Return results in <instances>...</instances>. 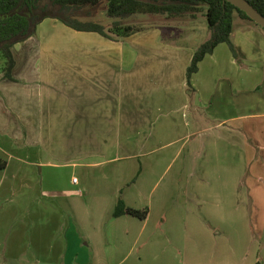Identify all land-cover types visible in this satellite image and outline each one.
Returning a JSON list of instances; mask_svg holds the SVG:
<instances>
[{"label":"crops","instance_id":"1","mask_svg":"<svg viewBox=\"0 0 264 264\" xmlns=\"http://www.w3.org/2000/svg\"><path fill=\"white\" fill-rule=\"evenodd\" d=\"M167 35L50 17L13 47L0 264H264V27L236 14L235 52L220 43L191 91L204 41ZM119 198L148 217L114 216Z\"/></svg>","mask_w":264,"mask_h":264},{"label":"trees","instance_id":"2","mask_svg":"<svg viewBox=\"0 0 264 264\" xmlns=\"http://www.w3.org/2000/svg\"><path fill=\"white\" fill-rule=\"evenodd\" d=\"M103 0H0V69L5 77L14 80L13 70L16 59L13 47L34 35L38 25L46 18H56L79 31H94L106 37L125 38L142 31L149 25L124 22L125 18L136 15H165L168 19L203 16L210 31L209 38L200 44L187 70L188 88L192 90V76L199 70L200 62L214 52L220 43H228L235 52L231 40L234 17L238 14L257 24L245 11L227 0H105L107 13L114 19L111 27L92 21L82 20L90 16L89 6H98ZM264 15V0H247ZM259 25V24H257ZM125 214L146 219L149 208L128 207L119 198L114 216Z\"/></svg>","mask_w":264,"mask_h":264},{"label":"rangeland","instance_id":"3","mask_svg":"<svg viewBox=\"0 0 264 264\" xmlns=\"http://www.w3.org/2000/svg\"><path fill=\"white\" fill-rule=\"evenodd\" d=\"M107 2L103 0L98 6H89L86 11H90V16H81L82 20H92L111 27L114 19L107 13ZM126 23L142 25H158L166 30L167 37L172 36L176 40L184 42H203L210 36L206 20L203 16L197 19L190 17L168 19L165 15H136L124 19ZM4 66L3 60H0V69Z\"/></svg>","mask_w":264,"mask_h":264},{"label":"water","instance_id":"4","mask_svg":"<svg viewBox=\"0 0 264 264\" xmlns=\"http://www.w3.org/2000/svg\"><path fill=\"white\" fill-rule=\"evenodd\" d=\"M245 11L257 24L264 27V15L247 0H227Z\"/></svg>","mask_w":264,"mask_h":264},{"label":"built area","instance_id":"5","mask_svg":"<svg viewBox=\"0 0 264 264\" xmlns=\"http://www.w3.org/2000/svg\"><path fill=\"white\" fill-rule=\"evenodd\" d=\"M75 181H77V179H75Z\"/></svg>","mask_w":264,"mask_h":264}]
</instances>
